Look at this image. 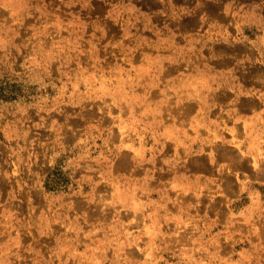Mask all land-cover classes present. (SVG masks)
Masks as SVG:
<instances>
[{
    "label": "rangeland",
    "instance_id": "rangeland-1",
    "mask_svg": "<svg viewBox=\"0 0 264 264\" xmlns=\"http://www.w3.org/2000/svg\"><path fill=\"white\" fill-rule=\"evenodd\" d=\"M263 93L264 0H0V264H264L180 221L228 135L175 128Z\"/></svg>",
    "mask_w": 264,
    "mask_h": 264
},
{
    "label": "crops",
    "instance_id": "crops-1",
    "mask_svg": "<svg viewBox=\"0 0 264 264\" xmlns=\"http://www.w3.org/2000/svg\"><path fill=\"white\" fill-rule=\"evenodd\" d=\"M240 88H235L234 93ZM253 91L241 89L243 93ZM249 105L253 107L249 108ZM198 108H188L186 117L175 126L177 132H188L187 129L193 130L196 126L200 128L202 118H208L209 122L216 118L220 124H226L223 131V124H219L218 132L228 136L225 135L227 142L215 145L211 159L207 158L209 166L196 162L190 166L189 175L185 174L187 177L178 184L184 193L200 190L205 182L215 190V197L210 198L208 204H203L197 196L178 198L182 202L178 204L180 221L190 224L192 228L188 229L195 231L194 235L201 232L203 235L220 226L223 231L216 235L231 237L234 242L238 237L257 238L258 241L264 237L259 228L264 219V200L260 191V187H264V93L244 99L235 97L227 105L204 108L203 114ZM213 123H210L211 127H214ZM236 140L240 143L238 147ZM243 196H246L244 205L235 211L233 204Z\"/></svg>",
    "mask_w": 264,
    "mask_h": 264
},
{
    "label": "bare ground",
    "instance_id": "bare-ground-1",
    "mask_svg": "<svg viewBox=\"0 0 264 264\" xmlns=\"http://www.w3.org/2000/svg\"><path fill=\"white\" fill-rule=\"evenodd\" d=\"M241 2V1H240ZM146 3V2H145ZM258 74V73H257ZM252 102V101H251ZM249 103V102H248ZM253 105V103H252ZM252 105H249V108H252L253 106ZM248 106V105H247ZM255 108V107H254ZM202 165V164H201ZM202 167V166H201Z\"/></svg>",
    "mask_w": 264,
    "mask_h": 264
}]
</instances>
